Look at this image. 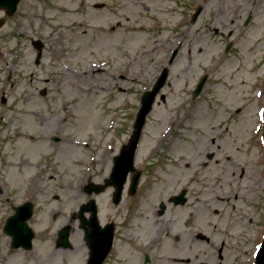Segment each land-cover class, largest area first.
<instances>
[{
	"label": "rangeland",
	"instance_id": "374dc122",
	"mask_svg": "<svg viewBox=\"0 0 264 264\" xmlns=\"http://www.w3.org/2000/svg\"><path fill=\"white\" fill-rule=\"evenodd\" d=\"M102 1L104 8L95 7ZM181 1L184 7L179 0H74L70 10L65 6L70 0H21L12 16L0 9L5 18L0 28V184L12 203H34L30 222L36 230L32 250L10 245L2 233L10 204L1 192L0 264H85L88 249L78 209L92 197L99 202L100 216L105 210L103 223L118 222L105 264H254L264 236L259 119L264 106V0ZM198 4L202 13L192 21L191 10ZM250 12L253 19L245 25ZM82 21L102 23L106 31L83 33ZM104 36L112 40L110 47L102 42ZM35 40L42 41V49ZM153 47L150 55L140 56ZM40 49L43 55L36 63ZM165 66L171 70L162 89L165 97H158L143 135L155 134L154 140L146 158L139 160L140 150L135 158L144 172L143 184L116 208L110 189L89 194L85 182L102 183L109 176L113 157L102 163L100 153L116 154L128 140L141 95ZM205 73L206 86L195 97L193 89ZM92 98L100 119L90 124L97 133L89 138L78 134L91 127L79 125L82 114L77 115L76 105ZM164 116L168 122L157 127ZM37 131L55 133L58 139L52 141L58 144L51 158L38 160L32 169L23 164L30 155L37 163V152H29L25 143L35 137L37 144ZM75 139L88 144L74 150ZM53 160L67 166V180L57 172L62 170L49 168ZM184 187L187 200L177 204L171 198ZM237 222L245 226L234 236ZM66 224L72 226L71 248L56 244ZM199 228L218 243L194 237ZM243 247L246 254L238 251ZM17 251L22 255L12 261Z\"/></svg>",
	"mask_w": 264,
	"mask_h": 264
},
{
	"label": "bare ground",
	"instance_id": "6f19581e",
	"mask_svg": "<svg viewBox=\"0 0 264 264\" xmlns=\"http://www.w3.org/2000/svg\"><path fill=\"white\" fill-rule=\"evenodd\" d=\"M73 2H74V0H70V3L66 4L65 6L68 7L70 10H72L73 9V6H72ZM84 23H86V21H84V22L82 21L80 23V28L83 29V33L86 32V31H89L88 29H90V28H93L96 31L101 32V33H105V31H106V27L102 23L95 24L96 22H94L93 24H89V25H85ZM82 37H84V36H82ZM104 37L105 38L103 39L102 42L105 43L108 47H110L111 43H112V40L109 39L110 37H108V36L107 37L104 36ZM141 38H142V36L139 35L138 36V41H139V39L141 40ZM142 41H143V38H142V40L140 42H142ZM115 42H116V38H114V44H115ZM96 43H98V42H96ZM154 50H155V47H153V48H151L149 50H144V51H142L140 53V56L143 57V56L150 55ZM91 71L92 70L83 71L82 74L83 73L84 74H89V72H91ZM80 82H83V80L81 79ZM91 92H92V89H91ZM76 111H77V115L82 114V115H80V123H79L80 126L89 125L91 127L90 124H96V123H98V121L100 119L99 118L100 117L99 109H98V107H97V105H96V103L94 101V98H92L88 102L87 101H83V102L81 101L78 105H76ZM196 119H197V117L194 115L192 120H196ZM165 122H168V118L166 116H164L161 119H159V121L157 122V127H158V125L164 124ZM96 133L97 132H96L95 128L91 127L90 129H83L82 132H79L78 134L80 136H89V138H91V137H95ZM37 134L41 135V136H37V144H36L35 141H31V142H26L25 145H26L27 149L29 150V152H33V151L37 152V161H38V160H41V159H45V158L51 157L52 154L54 153V150H55L57 144L56 143H52L50 141V138H51V133L50 132L37 131ZM153 140H154V135L152 134L151 136L147 137L143 141L139 159H143V158L146 157ZM72 143H73V146H74V150L75 149L80 150V151L83 150V149H81L82 144L84 143L83 140L81 142V140L75 139V140L72 141ZM82 156H84V155H82ZM100 158L104 159L107 162V160L110 159V155L105 153V152H102V153H100ZM63 159L66 162L68 160H70V158H67V157H64ZM27 165H29V167L32 168V169H35L36 166H38V164H36L35 162H32L31 157H29ZM63 167L66 169L64 163H62V168ZM72 169H73V171H75V170L77 171V169H75L74 167ZM67 173L69 174V172H67ZM249 175H250L249 178L252 179V181H254L255 178H256V175L254 173H251ZM250 188H251V190L255 189L254 185H251ZM213 212H215V210H213ZM203 217H206V214H204ZM202 222L205 223V221H203V220H202ZM164 223H166V225H168V219H166L164 221ZM235 225H236V229L233 226V230L235 232L234 235L240 232V228L239 227L245 226L244 222L243 223L237 222V223H235ZM224 231H225V229H224ZM207 232L208 231L205 230L204 228H202V229L199 228V229H197V230H195L193 232V236L198 238V239H201V240L202 239H206L208 242H213V243L217 244L218 240H211L209 238V236L207 235ZM137 234L139 236H141V233H137ZM223 243H225V242L223 241ZM47 248L49 249V245H48ZM238 250L240 251L242 249L238 248ZM55 252H57V249H55ZM20 255H22V252H19V251L15 252L13 254L12 261H15V258H19ZM185 259L186 258L184 257L183 261L187 260V259L186 260ZM190 260H191V257L190 258L188 257V261H190Z\"/></svg>",
	"mask_w": 264,
	"mask_h": 264
},
{
	"label": "water",
	"instance_id": "95a60500",
	"mask_svg": "<svg viewBox=\"0 0 264 264\" xmlns=\"http://www.w3.org/2000/svg\"><path fill=\"white\" fill-rule=\"evenodd\" d=\"M18 1L19 0H0V6L6 7L9 10V13L12 14L17 8ZM1 24H2V20H0V25ZM167 75H168V69H165L163 72V75L161 76L160 80L156 84L155 88L151 92L146 94L144 98V105L142 107L140 118L137 124L139 128L141 127L144 121L145 114L151 108V104L154 100L155 94H157L159 89L165 83ZM205 78L206 77H204L202 81L200 82L196 92H199L202 89L204 82H205ZM137 135L133 138L131 146H129L128 150L125 152L124 158L128 161L129 165L127 169L125 170L123 177H125L127 170L132 167V158H133V153H134V147L137 141ZM102 188L103 186L97 188L96 190H100ZM31 213H32V210H31L30 204L23 206L21 208V212L12 218L9 226L7 227L8 231L14 237L15 245H19L22 243V245H25L26 247L31 246V238L33 236V233L31 232L29 227L26 226L25 228L23 226L25 220L31 215ZM88 222L90 223L92 227V231L90 232V236H89V239L91 240L90 244L92 247V253H91V257H90L88 264H101V262L103 261L105 257V253H106L104 244H107V245L111 244L112 236H113V229L110 228L109 231L105 233H101V229L99 228L98 221L95 215ZM67 234L68 233H66V237H65V235H63V232L61 233V238H62V240L60 241L61 243L63 242L66 244L68 243ZM257 264H264V245L258 254Z\"/></svg>",
	"mask_w": 264,
	"mask_h": 264
}]
</instances>
